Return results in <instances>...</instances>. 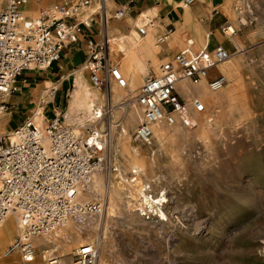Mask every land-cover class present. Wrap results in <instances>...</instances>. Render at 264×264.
I'll return each mask as SVG.
<instances>
[{
	"label": "built area",
	"instance_id": "built-area-1",
	"mask_svg": "<svg viewBox=\"0 0 264 264\" xmlns=\"http://www.w3.org/2000/svg\"><path fill=\"white\" fill-rule=\"evenodd\" d=\"M197 1L184 0V5ZM113 2L63 0L42 8L39 16L30 17L29 0H0V112L12 109L8 98L20 91L18 82L25 72L49 69L63 59L66 49L77 44L86 48L84 68L92 86L106 96L105 103L92 105L88 119L81 118L69 125L65 122V111L56 108L47 112L41 108L50 107L60 91V85L53 83L39 98V107L48 117L51 115L46 125L40 127L27 118L12 132L0 136V226L8 215L20 216L21 236L10 252L19 248L27 262H33V242L37 237L57 229L70 216L78 217L81 209L76 210L78 189L87 188L95 172L115 168L113 141L122 122L114 119L111 88L112 83L126 88L127 81L120 66L111 59V45L116 39L110 36L109 25L124 20L127 8H117ZM152 25V19L144 16L135 28L140 37H145ZM91 29L96 30L99 39L86 35ZM224 33L231 36L234 31L228 27ZM195 45L194 39H188L185 47L171 59L162 61L158 71L150 73L139 88L134 101L141 110V120L134 132L135 141L152 145L154 127L163 122L175 125L180 121L191 126V105L199 113L205 112L199 98L188 99L181 86L199 85L211 69L227 62L231 54L222 45L214 48L207 43L200 48ZM226 83V77L220 73L208 85L217 91ZM144 192L154 203L139 201L137 210L141 216L147 220H166L161 215L166 204L160 202L164 195L153 193L150 184ZM87 210L99 213L100 206L90 205ZM59 260L53 250L45 261L57 264ZM72 264H100L98 247L90 242L82 244Z\"/></svg>",
	"mask_w": 264,
	"mask_h": 264
},
{
	"label": "rangeland",
	"instance_id": "rangeland-1",
	"mask_svg": "<svg viewBox=\"0 0 264 264\" xmlns=\"http://www.w3.org/2000/svg\"><path fill=\"white\" fill-rule=\"evenodd\" d=\"M60 3L62 1L58 0L39 6L35 0L39 7L37 15H27L37 17L42 8ZM29 6H32L31 0ZM231 12V20L238 22L233 25V37L240 43L241 56L237 57L235 49L223 43L229 49L232 60L228 62L237 75L226 78L223 88L229 86L231 97L236 98L233 110L236 116L225 115L216 126L206 127V138H174L167 143L165 150L136 142L133 134L139 124L131 129L132 144L140 151L137 159L145 170V175L139 180L141 184H150L153 193L166 195L169 201L164 212L168 220L145 219L141 224H131L123 213L107 220L103 208L100 213L91 212L99 217H95L96 222L87 224L89 227L77 236L85 239L82 244L94 241L100 252L104 245L108 246L110 264H264V0H236L231 4ZM119 42L111 45V59L121 60L122 64L127 55L124 53L122 56L118 52ZM160 63L157 61V67L153 66L151 70L157 72ZM64 69L73 77L77 71L86 70L84 66H64ZM30 76L28 73L24 75L26 78ZM88 80L99 98L96 102L105 103V93L92 86L89 74ZM50 85L33 82L27 91L17 92L8 98L14 106L10 111L2 112L6 115V134L32 115V111L40 106V95ZM139 88L133 95V101ZM68 100L65 99L61 107L65 112ZM123 101L114 105L111 100L114 113L121 107L128 110L132 107L131 100L121 106L119 103ZM41 108L49 111V108ZM213 111L224 109L218 106ZM80 113L77 109L73 112V121L78 120ZM115 117V120L123 122V116L115 113ZM65 122L69 124L68 119ZM121 127L122 124L117 127L113 141L115 168L116 164L121 167V157L117 153V132ZM3 133L0 129V136ZM115 168L104 172L106 180L109 181V174L116 173ZM122 173L126 174L123 170ZM125 177L128 180L132 175L128 171ZM107 191L98 192L91 203L99 204L102 200L103 205L107 204ZM129 198L127 194L122 195L126 201ZM130 199V209L134 210L133 206L138 209L139 201ZM140 201L145 203L142 194ZM94 224L96 227L92 226ZM18 237L17 234L16 239ZM49 248L60 256L59 248L54 245ZM77 249L68 264H72ZM41 252L37 248L36 262L40 261Z\"/></svg>",
	"mask_w": 264,
	"mask_h": 264
},
{
	"label": "bare ground",
	"instance_id": "bare-ground-1",
	"mask_svg": "<svg viewBox=\"0 0 264 264\" xmlns=\"http://www.w3.org/2000/svg\"><path fill=\"white\" fill-rule=\"evenodd\" d=\"M31 5V7H27V14L36 16L39 7L36 6L35 0H31ZM184 7L188 6L184 5ZM231 30L235 31L233 27L231 28ZM139 43L141 42L135 35L132 38L121 39L118 43V48L119 50L128 53V57H130L131 59L132 55L135 53L134 46ZM150 45L153 47V42ZM120 70L123 77L128 81V86L127 88L123 89L117 84L112 83L110 98L114 105L124 100L125 102L119 103L121 106H124L125 103L130 100L132 101V107L129 110L125 107H121L120 110L115 111L117 116H123L121 130L117 132V153L121 157L120 161L122 169L119 164H116L117 171H115L116 173L114 174H109V181L106 180V175L104 172H95L90 179L88 187L85 189H78L75 200L78 204L76 205V210H79V208H81L78 217H68L60 227L51 232L44 233L34 240L33 246L35 248V256L33 258V263H27V261H25L23 256L20 254L19 248L10 252V248L15 244L17 234L19 237L21 236L22 229L20 227V216L17 214L8 215L0 226V264H50V262L45 263V260H47V257L51 255L53 251V248L47 249V247H49L50 245H54L57 249L59 248L60 250V260L57 262V264H68V262L71 260L73 251L85 241V239L81 240L79 236H77V233L79 234L82 231H85V228L88 226L87 224L91 225L92 223H95L97 220L95 217H99L96 214H93L97 212L91 213L92 211L87 210V208L90 205L96 204L91 203L92 200L95 198L98 192H103L106 189L109 193L107 204L103 205V203L101 202L102 200H100V203L98 205L100 206V212L103 208V213H106L107 220H110L117 213H123L131 224H141L146 221L145 218H143L138 212V210L135 209L136 207L133 206L132 208H134V210H132L130 209L131 204H129V202L131 203L130 198H134L136 199V201H140L141 194L144 198L143 202H145V204L152 205L154 203L152 201H149L146 193L144 192L146 185L141 184V179L139 180V177L142 176L143 178V176L145 175V170L141 161L137 159L140 151L139 148H136L132 144L133 142L131 136V129H134L141 120V110L133 101V95L135 94L141 83L137 81L136 75L135 79H133V81H130V77L127 74L128 68H126V66H122ZM220 72L226 78L237 76L235 68H233L228 61L225 64L220 65ZM88 74L89 73L86 70H80L75 73L74 86L72 87L70 92L69 107L65 114L66 119H68L69 121V125L77 123V120L73 121V118H71L73 112L76 109L81 111L78 119H88L92 105L99 100V98L91 88L88 80ZM207 84L208 83H206V79H203L199 85H190L184 83L181 86V92L185 97H187L188 99L197 97L199 98V100H201V102L205 105V114L201 116V113L196 111L195 108L191 105L189 111V120L191 126H185L180 121H178V123H176L175 125H167L164 122L156 125L154 127L155 140L152 145H148L149 148L159 147L158 149L165 150L167 143L177 137L188 138L190 136H200L202 138H206V136L204 135L206 127L216 126L221 120V117H224L225 115H230L233 117L236 116L235 111H233L236 98L231 97V88L228 86L214 91ZM218 106H221L224 111H213V108ZM115 113L114 118L116 119ZM5 116L6 115L1 111L0 129L4 132L2 135L6 134V129L4 127V119L6 118ZM211 116H213L212 120L210 119ZM30 118L32 120H35L40 127H44L46 125L47 116L39 107L33 111ZM122 170L126 174L129 171L132 177H129L127 180V177H125L126 174H123ZM113 177L116 180V182L114 183H112ZM133 177H135V179H132ZM140 186L141 192L139 191ZM103 194L104 193H102V195ZM123 194L129 195L130 198L127 201L125 199H122ZM161 201L166 202V206L169 200L165 195L161 198L160 202ZM161 215L166 220H168L166 212H164L163 210L161 212ZM75 219L81 221L82 224L80 225L79 222L77 223ZM92 226L94 227L95 224ZM88 242L94 244V241L90 240ZM107 243L111 244L110 242ZM107 243L105 242V244ZM106 247L108 246L104 245L102 247V251H99L100 264H110ZM37 248L42 250L41 259L39 262H36Z\"/></svg>",
	"mask_w": 264,
	"mask_h": 264
},
{
	"label": "crops",
	"instance_id": "crops-1",
	"mask_svg": "<svg viewBox=\"0 0 264 264\" xmlns=\"http://www.w3.org/2000/svg\"><path fill=\"white\" fill-rule=\"evenodd\" d=\"M57 1L36 0V2H39L37 3L39 6L52 2L56 3ZM232 3H236V0H198L194 4L184 7V0H114V6L117 8L126 7L127 14L124 20L112 21L110 23V36L115 37L116 42H119L123 38H132L136 35L141 42L134 46L135 53L131 59L128 57V53L120 50L118 52L122 56L125 54L127 56L124 58L122 64L121 60L115 62L120 66V69L122 66L128 68L127 74L130 77V81H133L136 75L137 81L142 84L150 73L153 72L151 68L153 66L156 67L157 61L162 62L171 59L174 54L185 47L188 39H194L197 48L207 43L209 48L222 45L229 51L223 45L225 43L231 49H235L237 57L241 56L240 43L233 35L229 36L224 33L225 29L228 27L232 28L234 24L238 23L232 21L229 17V13L233 14L231 12ZM144 13H147V15H143ZM144 16L152 19L153 25L149 28L145 37H140L135 25L141 23ZM129 21L133 22V24ZM114 25H117V27H114ZM86 35L94 39L100 38V35L93 29L88 30ZM152 42L154 44L153 47L150 45ZM85 60L86 48L84 44L73 45L64 51L63 59L49 69L45 71L25 72L31 76L30 78H26L24 77V73L20 77L18 82V86L20 87L19 92L23 93L25 90L27 91L29 84L37 81H41L46 86L58 83L60 91L48 108L49 111H54L56 108L61 110L64 100H68L70 97L69 90L71 91V87L74 86L75 82V76L66 74L64 66L80 68L84 66ZM147 72L148 74L146 75ZM220 73V66L211 69L206 83L219 77ZM72 82L73 86H71ZM12 105L14 106V104ZM45 114L48 119L47 113Z\"/></svg>",
	"mask_w": 264,
	"mask_h": 264
}]
</instances>
